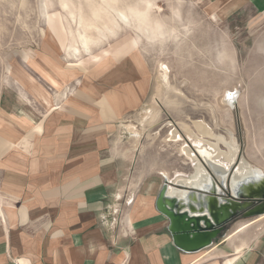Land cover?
Wrapping results in <instances>:
<instances>
[{
	"label": "rangeland",
	"instance_id": "rangeland-1",
	"mask_svg": "<svg viewBox=\"0 0 264 264\" xmlns=\"http://www.w3.org/2000/svg\"><path fill=\"white\" fill-rule=\"evenodd\" d=\"M212 8L206 0H0V109L24 92L41 109L65 92L126 98L128 185L137 191L162 173H194L180 144L204 137L225 152L222 162L233 157L197 122L238 146L236 161L264 170V26L249 10L220 19ZM228 92L237 96L226 106ZM254 225L262 231L264 219Z\"/></svg>",
	"mask_w": 264,
	"mask_h": 264
},
{
	"label": "crops",
	"instance_id": "crops-1",
	"mask_svg": "<svg viewBox=\"0 0 264 264\" xmlns=\"http://www.w3.org/2000/svg\"><path fill=\"white\" fill-rule=\"evenodd\" d=\"M206 1L216 18L249 10L264 26V0ZM24 93L0 109V264H264V229L254 228L264 217L235 223L198 252L175 246L155 206L172 176L162 173L139 191L128 185L126 98L65 92L41 109ZM195 174L196 167L179 175Z\"/></svg>",
	"mask_w": 264,
	"mask_h": 264
},
{
	"label": "bare ground",
	"instance_id": "bare-ground-1",
	"mask_svg": "<svg viewBox=\"0 0 264 264\" xmlns=\"http://www.w3.org/2000/svg\"><path fill=\"white\" fill-rule=\"evenodd\" d=\"M119 14L123 21H126L128 16L123 13ZM137 28L138 30H140L139 25L137 26ZM159 34L163 35L164 32L159 33V31H156V34L154 36L156 37ZM137 42L136 46L138 45ZM236 96L237 93L233 92H228L224 94L223 98L226 99H224L225 105L227 106L228 103L230 105H233ZM195 126H197V129L199 130L197 131L200 132L203 136L210 135L219 139V142H222L225 147L228 148L230 153H232L233 157L227 159L225 162H222L223 159H221V156H227L225 152L218 144L214 145L211 144V142L205 143L203 140L204 137L200 138L201 140L199 139V141L196 140L195 142H193V145L190 146L185 143L180 144L181 151L189 159H192V162H196V174L190 177L182 176V174L179 175L178 178H176L175 180L166 176L168 180V184H166V186V180H164L163 187L165 186V198L166 200H177V213L186 212L189 213V215L191 216L201 217L206 215L210 216V204H213L214 206H216V208H219L221 205L228 204L232 207H237V205L240 204L239 200L233 199L231 197L229 198L221 194H219V196H208L205 193L200 192L207 190L210 192L223 193V190L218 184V181L224 184L228 182V192L230 194L233 193L236 196H238L239 193H242V191H244V193L249 196L255 191L259 194L264 193V172H262L263 170L261 171L258 168H254L249 162L245 160V158L242 159V163L241 160L236 161V158L240 153L239 147L234 146L233 144L225 141L222 136L211 134V132L208 130L209 128H207L203 122H197ZM172 139L175 142H179L181 138L179 136L176 137V134L174 133ZM211 171H213L214 175ZM230 174H232V176L230 177L231 189L229 188ZM215 176H217V179ZM191 197L194 199H192ZM202 201H204V205L206 206L205 209L202 208ZM192 204L194 205V208L191 207Z\"/></svg>",
	"mask_w": 264,
	"mask_h": 264
},
{
	"label": "water",
	"instance_id": "water-1",
	"mask_svg": "<svg viewBox=\"0 0 264 264\" xmlns=\"http://www.w3.org/2000/svg\"><path fill=\"white\" fill-rule=\"evenodd\" d=\"M167 181L168 180L165 182V186L168 184ZM230 182L231 178L229 181V188L231 189ZM219 185L223 193L210 192L207 190L200 192L208 196H219V194H221L239 200L240 204L237 205V207H232L229 204L221 205L219 208L210 204V216L206 215L201 217L191 216L186 212L177 213V200H166L164 195L165 186L160 191L155 203L156 209L169 220V231L172 235L174 244L181 251L198 252L209 248L214 245L217 240L223 239L231 225L237 221L264 215V193L259 194L255 191L249 196L242 191V193L236 196L228 192L227 183L224 184L219 182ZM201 204L202 208L205 209L206 206L204 205V201H202ZM191 207L194 208V205L192 204Z\"/></svg>",
	"mask_w": 264,
	"mask_h": 264
}]
</instances>
